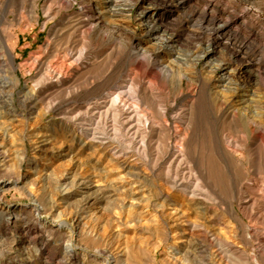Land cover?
Listing matches in <instances>:
<instances>
[{"label": "rangeland", "instance_id": "obj_1", "mask_svg": "<svg viewBox=\"0 0 264 264\" xmlns=\"http://www.w3.org/2000/svg\"><path fill=\"white\" fill-rule=\"evenodd\" d=\"M156 1L0 0V264H264V0H216L244 59L203 56L197 0L145 40Z\"/></svg>", "mask_w": 264, "mask_h": 264}, {"label": "bare ground", "instance_id": "obj_2", "mask_svg": "<svg viewBox=\"0 0 264 264\" xmlns=\"http://www.w3.org/2000/svg\"><path fill=\"white\" fill-rule=\"evenodd\" d=\"M85 1L87 2L89 1V6H92V8H95V10L97 11L99 15H102L104 10H107L112 15H126L130 10V8L128 7L130 4L128 6H126V4L121 5L119 3L120 0H100L99 5H96V4L94 5L92 3V0H85ZM191 1L193 2L195 0H157L156 3L153 4V6H150V7L144 6L142 15H146V16L149 15V19L147 21L148 23L145 26V40L155 41L160 47L171 49L172 52H174L175 51L174 36L173 34L167 33V30L163 29V27L166 25L164 23V20L167 18H170V16H172V14L178 8L185 6L187 3ZM197 1L204 2L205 6L203 8H199L197 6L198 8L193 9L194 11L189 14L188 19L193 20V21L194 19H197L199 20L202 26L205 25L203 34L206 35L208 39L206 43V48L203 51L204 53L203 56L207 57L214 53H217L220 50L221 46L225 45L230 50L231 52L230 54L233 59H238V58L244 59L245 56L249 54V51L251 50L255 51L258 48L257 45L251 41L252 38L248 36H244L241 33V30H238V26H237V25H240L243 29L248 27V24L245 21V18L248 13H251L252 9L248 8L246 11H243L241 13H235L229 10L228 6L219 4L216 0H197ZM159 8L161 11L155 12V10ZM250 32L252 33V36H255L256 38L257 37L260 39L263 38L262 35L257 30L253 29ZM0 42L3 45V47L6 49L9 55L11 64L14 65V55L8 48L6 39L3 38L1 35H0ZM145 52H146L145 48L138 49L136 54L140 55V54H144ZM154 53H156L155 56H157L159 52L157 51ZM203 56L200 55L198 59ZM62 66L64 67L65 64L63 63ZM220 66H222V64H220ZM247 68H249V65L247 66ZM247 68L246 66H244L242 70L246 71ZM247 86L248 85L246 84L244 88L248 89ZM121 98L122 96L118 94L115 100L113 101L119 103L121 102ZM8 105L9 106L11 105L13 107V103L12 104L9 103ZM245 191L248 193L250 192V190L248 189H245ZM250 194L254 195V193H250ZM41 206L42 205H35L34 207L38 214H40V210L42 209ZM47 216H45L43 219L47 220ZM75 230H76L75 228L73 227L71 228V231L74 236L76 235ZM74 239L72 238L68 244L67 250H68L69 255L74 254L76 249L78 248ZM96 253L99 256L103 257L104 264H113L114 260L112 258L105 256L101 252H96Z\"/></svg>", "mask_w": 264, "mask_h": 264}]
</instances>
